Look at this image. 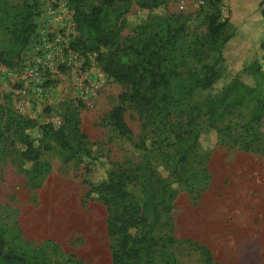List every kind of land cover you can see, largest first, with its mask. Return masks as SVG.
Wrapping results in <instances>:
<instances>
[{
    "label": "rangeland",
    "instance_id": "obj_1",
    "mask_svg": "<svg viewBox=\"0 0 264 264\" xmlns=\"http://www.w3.org/2000/svg\"><path fill=\"white\" fill-rule=\"evenodd\" d=\"M30 1L35 29L12 65L0 62V104L28 119L25 133L42 154L24 159L26 146L13 130L3 144L4 251L28 264H115L109 209L98 193L88 195L90 184L114 172L129 176L126 188L149 226L150 204L161 202L152 230L158 244L143 249L135 264H264V109H257L258 98L226 106L237 94L236 78L256 80L264 100V0H160L151 7L116 0L127 10L122 45L141 46L155 32L177 31L170 55L179 81L217 59L209 39L214 19H228L224 33L234 34L218 63L219 79L195 89L167 120L125 102L128 136L108 118L128 88L104 72L96 54H85L79 43L72 47L83 34L70 1ZM25 12L23 0H0V51L13 44ZM46 126H64L79 155L66 161ZM145 228L140 223L131 232Z\"/></svg>",
    "mask_w": 264,
    "mask_h": 264
},
{
    "label": "trees",
    "instance_id": "obj_2",
    "mask_svg": "<svg viewBox=\"0 0 264 264\" xmlns=\"http://www.w3.org/2000/svg\"><path fill=\"white\" fill-rule=\"evenodd\" d=\"M23 1L26 12L15 23L14 42L6 50L0 51V62L6 65H12L13 57L26 48L35 29L32 20L35 5L30 0ZM69 1L73 6V20L76 28L83 34V38L74 42L75 46L72 47L77 48L79 43L85 54H96V60L104 72L128 88L126 93L119 95L121 105L113 108L108 115L113 126L122 135L128 136L132 132L123 117L125 102H132L141 111L150 112V116H156L160 122L165 121L172 115L178 104L195 89L209 88L221 76L218 63L223 62L224 48L234 36V34L224 33L228 19L222 23H217L214 19L210 26V45L219 53L217 59L191 73L188 81H179L180 73L173 67L175 63L170 55L177 38L176 30L168 29L166 37L155 32L143 41L141 46L132 43L122 45L120 42V32L123 29L121 17L127 11L124 10V4L116 0H104L106 6L95 0ZM158 1L160 0H143L142 6L158 5ZM234 87L237 94L227 103L228 109L240 107L253 98H258L257 109H264V100L260 99V85L256 80L243 81L236 78ZM27 125L28 119L15 111L11 104H8L6 108L0 104V153L8 134L13 130L26 146L22 152L23 158L39 160L42 153L25 133ZM46 127L44 133L50 135L66 152V161L79 155V150L75 149L69 140L64 126ZM197 141L198 134L194 136L193 144ZM45 147L51 146L46 143ZM248 147L249 144H245L246 150L252 149ZM83 151L89 154L88 150ZM182 157L185 159L186 155ZM127 179H129L128 175L112 172L107 180L90 184L88 190V195L93 192L98 193L109 209L107 233L115 239L112 246V259L115 264H135V261L142 258L143 249L149 251L158 244V239L152 236V230L159 221L161 202L150 204L153 223L149 226L145 216L141 214L142 207L135 202L136 195L126 188ZM140 223L146 225L144 231L140 235L132 233L131 229L137 228ZM5 244L0 230V264H28L23 257L5 252ZM201 248L207 253L208 258H211L209 249L202 244Z\"/></svg>",
    "mask_w": 264,
    "mask_h": 264
},
{
    "label": "crops",
    "instance_id": "obj_3",
    "mask_svg": "<svg viewBox=\"0 0 264 264\" xmlns=\"http://www.w3.org/2000/svg\"><path fill=\"white\" fill-rule=\"evenodd\" d=\"M238 170V169H237ZM237 172H235V174H236ZM224 177V176H223ZM207 198V197H206ZM209 198V197H208ZM205 199V198H204Z\"/></svg>",
    "mask_w": 264,
    "mask_h": 264
}]
</instances>
